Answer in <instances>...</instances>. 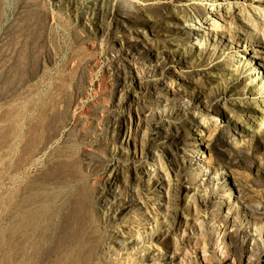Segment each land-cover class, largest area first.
Segmentation results:
<instances>
[{"label": "rangeland", "instance_id": "obj_1", "mask_svg": "<svg viewBox=\"0 0 264 264\" xmlns=\"http://www.w3.org/2000/svg\"><path fill=\"white\" fill-rule=\"evenodd\" d=\"M262 51L264 0H0V264H264Z\"/></svg>", "mask_w": 264, "mask_h": 264}, {"label": "bare ground", "instance_id": "obj_2", "mask_svg": "<svg viewBox=\"0 0 264 264\" xmlns=\"http://www.w3.org/2000/svg\"><path fill=\"white\" fill-rule=\"evenodd\" d=\"M210 21H211V20H210ZM210 21L207 22V20H205V21H203V22H204L203 24H212ZM260 53L264 54L263 51L260 52ZM253 59H261V60H263L264 57L254 56ZM263 75H264V74H263ZM145 174L147 175V177H151V176H153V175H155L156 177L158 176V175H156L155 173H154V174H153V173L150 174V172H148V171H146ZM159 205H160V204H159Z\"/></svg>", "mask_w": 264, "mask_h": 264}]
</instances>
